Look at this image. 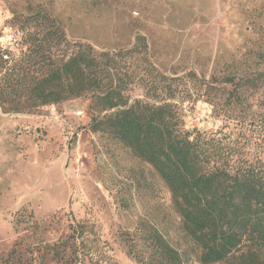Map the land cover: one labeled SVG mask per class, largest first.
I'll list each match as a JSON object with an SVG mask.
<instances>
[{"label":"rangeland","instance_id":"rangeland-1","mask_svg":"<svg viewBox=\"0 0 264 264\" xmlns=\"http://www.w3.org/2000/svg\"><path fill=\"white\" fill-rule=\"evenodd\" d=\"M38 11L70 41L97 49L130 47L141 34L154 66L167 74L233 76L264 63V0H0V46L13 45L12 14ZM104 114L88 97L17 114L0 109V264H64L72 250L60 258L54 246L70 224L83 228L97 264H136L128 245L138 248L150 231L184 264H200L165 182L116 138L93 131ZM182 115L187 131L238 135L204 100L184 102ZM260 129L246 130L249 158L264 159Z\"/></svg>","mask_w":264,"mask_h":264},{"label":"trees","instance_id":"trees-1","mask_svg":"<svg viewBox=\"0 0 264 264\" xmlns=\"http://www.w3.org/2000/svg\"><path fill=\"white\" fill-rule=\"evenodd\" d=\"M9 26L16 37L12 47L0 46L1 110L17 114L90 98L93 109L108 113L93 131L116 138L165 182L200 264L229 258L264 264V159L257 153L249 158L244 149L246 130L264 131V63L233 76L167 74L154 66L141 34L130 47L103 50L70 41L47 13H14ZM187 100L209 103L215 117L239 128L236 138L225 128L185 130ZM69 228L67 239L54 246L56 255L63 258L69 247L64 264H97L83 228ZM138 240V248L133 240L128 245L136 264H184L156 231Z\"/></svg>","mask_w":264,"mask_h":264}]
</instances>
